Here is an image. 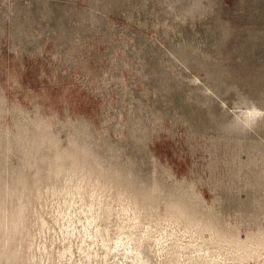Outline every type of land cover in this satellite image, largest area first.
Returning a JSON list of instances; mask_svg holds the SVG:
<instances>
[{"label":"rangeland","instance_id":"1","mask_svg":"<svg viewBox=\"0 0 264 264\" xmlns=\"http://www.w3.org/2000/svg\"><path fill=\"white\" fill-rule=\"evenodd\" d=\"M117 224L264 264V0H0V264L132 263Z\"/></svg>","mask_w":264,"mask_h":264},{"label":"bare ground","instance_id":"2","mask_svg":"<svg viewBox=\"0 0 264 264\" xmlns=\"http://www.w3.org/2000/svg\"><path fill=\"white\" fill-rule=\"evenodd\" d=\"M89 208V207H88ZM87 208V209H88ZM91 208V207H90ZM88 211V210H87ZM90 211L92 212V210L90 209ZM89 211V212H90ZM94 211V210H93ZM124 211V210H123ZM64 212V211H63ZM86 212V211H85ZM95 212V211H94ZM62 213V212H61ZM67 213V212H66ZM93 213V212H92ZM97 214L96 215H98V212H96ZM63 214V213H62ZM72 214V213H71ZM80 214H83V212L82 213H80ZM90 214V213H89ZM95 214V213H94ZM79 215V214H78ZM78 215H75V216H78ZM87 215V214H86ZM95 215V216H96ZM60 216V218H58V219H61V220H57V221H61V222H63L62 220H64V219H62L61 218V215H59ZM66 216H68L67 214H66ZM69 216H70V214H69ZM68 216V219L70 218V217H72V216H70L69 217ZM81 216V215H80ZM80 216H78V217H80ZM85 216V215H84ZM92 216V215H91ZM90 216V217H91ZM94 216V215H93ZM92 216V217H93ZM99 216V215H98ZM98 216H96L97 218H98ZM65 217V216H64ZM63 217V218H64ZM74 217V216H73ZM72 217V218H73ZM91 217V218H92ZM96 217H93V219H94V222H96L97 223V221H98V219H97V221H95V219H96ZM100 218V217H99ZM68 219H67V221H68ZM76 219V218H75ZM83 219H85L86 220V218H84L83 217ZM77 220V219H76ZM134 220H136V219H134ZM72 222V220L70 219L69 220V222ZM80 221H82V220H80ZM84 221V220H83ZM60 222V223H61ZM65 222V221H64ZM69 222L67 223V225L69 224ZM74 222V221H73ZM73 222H72V226H73ZM88 222V221H87ZM90 222V221H89ZM128 222V221H127ZM126 222V223H127ZM134 222V221H133ZM132 222V223H133ZM78 223V222H77ZM76 223V224H77ZM86 223V222H85ZM91 223H92V221H91ZM90 223V224H91ZM95 223V224H96ZM125 223V222H124ZM123 223V224H124ZM75 224V225H76ZM82 224V223H81ZM89 224V223H88ZM89 224V225H90ZM100 224V223H99ZM71 225V224H70ZM86 225V227H87V224H85ZM88 225V226H89ZM92 225V224H91ZM94 225V224H93ZM92 225V226H93ZM104 225H106V224H104ZM61 226V225H60ZM64 226V225H63ZM62 226V227H63ZM78 226V225H77ZM83 226V225H82ZM94 226H96V225H94ZM102 226V225H101ZM116 226V225H115ZM117 226H118V224H117ZM115 227V228H117V230H116V236L115 235H113V236H115V238H113V239H111V240H104V238L102 239V240H100L101 241V247H102V249H103V251H104V253L101 255V254H99V256H100V259H101V261L102 262H105V261H107V255H109V253H111L112 251H114V250H118V249H120V248H122V250H124L125 251V254H124V257H129V255H131V254H133L134 255V257H133V260H132V263H131V260H128V261H130V263L131 264H146L145 262H144V260L142 259V257L140 256V253L136 250V248H134V247H132L131 246V244H130V242L132 241V239L134 238L135 239V237H134V233H133V231H132V228H133V226L131 225V228H127L126 229V226H123V225H119L118 227ZM61 227V228H62ZM67 227V226H66ZM85 227V228H86ZM90 227V226H89ZM103 227H107V226H103ZM102 227V228H103ZM136 227V226H135ZM75 228V227H74ZM79 228H80V226H79ZM84 228V229H85ZM96 228V227H95ZM115 228H114V230L112 229V232L113 231H115ZM68 229H69V227H68ZM67 228L65 229V230H68ZM73 229V228H72ZM78 229V228H77ZM91 229V228H90ZM90 229H88V230H90ZM98 229V228H97ZM100 229V228H99ZM99 229H98V231H99ZM107 230H108V228H106ZM64 230V231H65ZM81 230H82V227H81ZM87 230V229H86ZM95 230V229H94ZM93 230V232H95ZM135 230V229H134ZM80 230L78 229V232H79ZM97 231V230H96ZM97 231V232H98ZM104 232H106V230H103ZM70 232H73V231H70ZM78 232H77V234H78ZM80 232H83V230L82 231H80ZM88 232V231H87ZM91 232V230L89 231V233ZM109 232V231H108ZM111 232V231H110ZM99 233V232H98ZM98 233H96V234H98ZM113 233H115V232H113ZM144 233V232H143ZM143 233H141V234H143ZM69 234V233H68ZM71 234V233H70ZM69 234V235H70ZM73 234H74V232H73ZM94 234V233H93ZM105 234V233H104ZM136 234V233H135ZM145 234V233H144ZM150 234V233H149ZM76 235V234H75ZM79 235V234H78ZM95 235V234H94ZM93 235V236H94ZM101 235V234H100ZM100 235H98L99 237H100ZM146 235V234H145ZM153 235V234H152ZM64 236V235H63ZM66 236H67V234H66ZM66 236H64V237H66ZM84 236V235H83ZM90 236H92V234H90ZM90 236H89V238H90ZM96 236V235H95ZM97 236V237H98ZM108 236V235H107ZM142 236H144V235H142ZM142 236H141V238H142ZM148 236V235H147ZM70 237H71V235H70ZM77 237V236H76ZM79 237V236H78ZM86 237V236H85ZM88 237V236H87ZM86 237V238H87ZM109 237V236H108ZM67 238V237H66ZM89 238H87V239H89ZM92 238H95V237H92ZM91 238V239H92ZM139 238V237H138ZM137 238V239H138ZM140 238V239H141ZM149 238H151V237H149ZM79 240L81 239V237L80 238H78ZM97 239V238H96ZM100 239H101V237H100ZM134 239H133V241H134ZM152 239V238H151ZM82 240H84V239H82ZM154 240V241H153ZM153 242H154V244H155V248H156V251H160L161 249L160 248H162V239H160V238H154L153 237ZM64 241V240H63ZM86 241V240H85ZM113 242L112 244H110L111 242ZM82 242V241H81ZM81 242H79V243H81ZM95 242V241H94ZM97 242V241H96ZM99 242V241H98ZM108 242H110V243H108ZM83 243H85V242H83ZM132 243V242H131ZM136 245L135 246H137V243L136 242H134ZM70 244V243H69ZM91 244V243H90ZM93 244L94 243H92V246H93ZM97 244V243H96ZM133 244V243H132ZM80 245V244H79ZM78 245V246H79ZM95 245V244H94ZM98 245H99V243H98ZM65 246H67V245H65ZM77 246V247H78ZM80 246H82V245H80ZM85 246V245H84ZM86 246H87V242H86ZM89 246H91V245H89ZM45 247V246H44ZM95 247H97V246H95ZM141 247V246H140ZM66 248V247H65ZM87 248V247H86ZM85 248V249H86ZM90 248H92V247H90ZM100 248V247H99ZM42 249V248H41ZM40 249V250H41ZM64 249V248H63ZM70 249V248H69ZM71 249H72V247H71ZM83 249V248H82ZM82 249H80V251L82 250ZM101 249V250H102ZM43 251L42 252H44L45 254H46V249L45 248H43L42 249ZM91 251V249H89V247H88V251ZM67 251H68V247H67V249H65V250H63V256L62 257H64V253H67ZM48 252V251H47ZM62 252V251H61ZM78 252V251H77ZM82 252V251H81ZM80 252V253H81ZM85 252H87V250L86 251H84L83 253H84V255H85ZM93 252V251H92ZM95 252V251H94ZM123 252V251H122ZM101 253V252H100ZM68 254V253H67ZM91 254V253H90ZM90 254H88L87 256H86V259H85V261L82 263V264H88V262H90L89 260H91L90 258L91 257H97V255L98 254H96L95 253V255L94 256H92V255H90ZM112 254H113V252H112ZM61 255V254H60ZM60 255H58V256H60ZM69 255V254H68ZM72 255V254H71ZM81 255H82V253H81ZM142 255V254H141ZM79 256V255H78ZM114 256V255H113ZM113 256H111L112 258H113ZM122 256V255H121ZM178 256L180 257V254H178ZM61 257V258H62ZM76 257V256H75ZM81 257V256H80ZM82 257H83V255H82ZM110 257V256H109ZM132 257V256H131ZM66 258V257H65ZM68 258V257H67ZM79 257H77V259H78ZM201 258V264H226V257H224V256H222L220 253H218V252H215V251H213V250H205L204 251V254H203V256L202 257H200ZM60 259V258H59ZM69 259H72V258H68V260L67 261H69V264H71L70 263V261L71 260H69ZM74 259V258H73ZM119 259V258H118ZM117 259V260H118ZM121 259V258H120ZM112 260V259H111ZM111 260L110 261H108V262H110L111 263ZM60 261L62 262V259H60ZM59 262V261H58ZM63 262H64V259H63ZM66 262V261H65ZM78 262H80V259L78 260ZM93 262L94 263H97V262H95V260H93ZM196 262V261H195ZM121 263V262H120ZM129 263V264H130ZM62 264V263H61ZM65 264V263H64ZM74 264V263H73ZM126 264V263H125Z\"/></svg>","mask_w":264,"mask_h":264}]
</instances>
